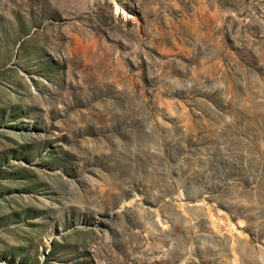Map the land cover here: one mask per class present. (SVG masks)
I'll return each instance as SVG.
<instances>
[{"label":"rangeland","instance_id":"obj_1","mask_svg":"<svg viewBox=\"0 0 264 264\" xmlns=\"http://www.w3.org/2000/svg\"><path fill=\"white\" fill-rule=\"evenodd\" d=\"M0 264H264V0H0Z\"/></svg>","mask_w":264,"mask_h":264}]
</instances>
